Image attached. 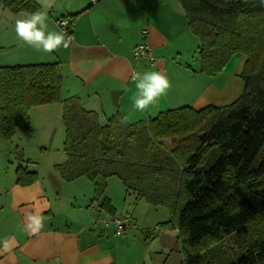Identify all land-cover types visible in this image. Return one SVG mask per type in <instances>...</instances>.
<instances>
[{
  "label": "trees",
  "instance_id": "trees-1",
  "mask_svg": "<svg viewBox=\"0 0 264 264\" xmlns=\"http://www.w3.org/2000/svg\"><path fill=\"white\" fill-rule=\"evenodd\" d=\"M180 1L199 40L201 72L216 75L234 54L246 55L238 98L101 124L79 96L63 97L58 61L3 65L0 133L11 140L19 125L30 128L33 107L61 102L67 157L56 168L66 180L87 176L101 210L115 214L105 191L117 176L127 190L171 210L164 224L178 230L185 264H210V248L232 233L241 254L225 264H264V0ZM1 3L20 13L39 8L36 0ZM16 174L22 186L38 177L21 165Z\"/></svg>",
  "mask_w": 264,
  "mask_h": 264
},
{
  "label": "crops",
  "instance_id": "crops-1",
  "mask_svg": "<svg viewBox=\"0 0 264 264\" xmlns=\"http://www.w3.org/2000/svg\"><path fill=\"white\" fill-rule=\"evenodd\" d=\"M19 14L0 0V66L58 61L63 97L79 96L85 109L97 112L101 124L114 115L135 123L169 108L223 105L243 91L241 74L247 60L243 53L234 54L216 75L200 71L197 53L193 55L199 40L189 28L180 0H57V6L49 11V30L61 31L58 20L73 18L72 40L53 53L37 52L18 38L14 25ZM143 28L148 30L147 40L156 56L153 65H144L133 55V48L143 39ZM148 70L163 72L171 87L155 106L139 112L133 108L137 89L132 77L134 72ZM46 108L57 110L60 115L56 120L62 119L63 104L56 102L33 107L30 122L35 117L32 112ZM29 162L25 159V164L19 165L37 172L32 184L22 186L16 177L0 179V264L183 263L181 249L174 244L165 249L145 245L134 251L138 231L132 228L138 221L136 214L132 213L133 225L120 235L113 223H97V213L110 217L118 214L114 196L107 189L105 195L115 214L100 208L93 211V205H97L94 187L93 191L82 190V176L64 179L56 168L58 163V175L45 179ZM126 191L132 192L135 200L143 198ZM30 214L43 217V228L36 233L28 227ZM162 226L167 234L177 237L176 228ZM110 232L118 237H110Z\"/></svg>",
  "mask_w": 264,
  "mask_h": 264
},
{
  "label": "rangeland",
  "instance_id": "rangeland-1",
  "mask_svg": "<svg viewBox=\"0 0 264 264\" xmlns=\"http://www.w3.org/2000/svg\"><path fill=\"white\" fill-rule=\"evenodd\" d=\"M196 51L193 52V55L197 53V57L200 59L199 48ZM32 113L35 117L32 118V123L30 122L31 128L25 129L24 125H19L11 140H6L0 134V179L1 177L7 180L8 177L15 178L16 168L19 163L25 164V159H30L29 166L36 168L40 176L49 179L55 174L58 175L55 165L66 160L63 149L65 137L63 120L61 118L56 120L57 115L60 114L54 108H46L40 113L35 111ZM80 179L82 190L93 191V185L89 178L82 176ZM108 179L106 189L114 196L118 214L130 212L137 215L138 221L132 228L138 231L134 251L144 249L145 245L165 249L174 244L179 246L183 255L181 240L175 237V234H167L166 227L162 226L171 218V210L164 206L151 205L145 198L135 200L134 194L126 191L124 184L117 176H111V179ZM102 217L110 218L109 215L102 212L100 215L96 214L95 220ZM109 236L118 237L114 232H110ZM240 254L234 233L213 245L207 253L211 261L210 264H225Z\"/></svg>",
  "mask_w": 264,
  "mask_h": 264
},
{
  "label": "clouds",
  "instance_id": "clouds-1",
  "mask_svg": "<svg viewBox=\"0 0 264 264\" xmlns=\"http://www.w3.org/2000/svg\"><path fill=\"white\" fill-rule=\"evenodd\" d=\"M39 8L35 11H23L15 20V33L25 44L37 52L53 53L61 47H67L70 38L67 33L49 30V11L57 6V0H37ZM67 24V21H65ZM136 94L133 96V108L144 112L155 106L159 99L167 94L171 87L168 77L161 71H144L133 74ZM28 227L33 233L43 228V217L39 214L28 216ZM5 248L8 241L4 242Z\"/></svg>",
  "mask_w": 264,
  "mask_h": 264
},
{
  "label": "built area",
  "instance_id": "built-area-1",
  "mask_svg": "<svg viewBox=\"0 0 264 264\" xmlns=\"http://www.w3.org/2000/svg\"><path fill=\"white\" fill-rule=\"evenodd\" d=\"M65 21H67V24H65ZM60 29H63L64 32L67 33L66 38H70L69 43L72 40V32H71V20L69 17H61L58 20ZM148 30L147 28L142 29V36L143 39L135 45L133 48V55L135 59L144 64V65H153L156 62V56L153 51L152 45L147 40ZM69 45V44H68ZM136 73V72H134ZM99 205H93L92 209L93 211L98 210ZM97 223H104L108 224L109 222L113 223L115 227V231L117 234H123L125 230L133 225V215L130 212H125L122 214H116L111 216L109 219L102 217V218H96L95 220Z\"/></svg>",
  "mask_w": 264,
  "mask_h": 264
}]
</instances>
